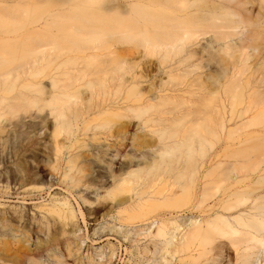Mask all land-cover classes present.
I'll use <instances>...</instances> for the list:
<instances>
[{
  "label": "bare ground",
  "instance_id": "6f19581e",
  "mask_svg": "<svg viewBox=\"0 0 264 264\" xmlns=\"http://www.w3.org/2000/svg\"><path fill=\"white\" fill-rule=\"evenodd\" d=\"M29 2L0 0V264H112L116 225L130 264H264V0Z\"/></svg>",
  "mask_w": 264,
  "mask_h": 264
},
{
  "label": "rangeland",
  "instance_id": "374dc122",
  "mask_svg": "<svg viewBox=\"0 0 264 264\" xmlns=\"http://www.w3.org/2000/svg\"><path fill=\"white\" fill-rule=\"evenodd\" d=\"M23 2H24V5L23 6H25V5H27L28 3H30L29 2V0H23ZM15 64L17 65L18 64V62H15ZM17 119V120H16ZM19 118H15V120H12V122H14V123H16V124H19L20 123V119L18 120ZM28 120V119H27ZM16 121H18V122H16ZM136 125H135V129H136ZM22 130L20 131V129H19V126L18 127H16V130L15 131H10L9 132V134L10 133H15V135H22L23 134V136L26 134L25 132H23L24 131V129L23 128H21ZM134 129V130H135ZM18 130V131H17ZM134 130H131L132 131V134L134 133ZM44 130H42V132H43ZM45 131H47L46 129H45ZM144 130H142V131H140V132H143ZM25 133V134H24ZM47 133H48V131H47ZM111 142H113V139H111L110 140ZM131 148H130V146L128 147V150H130ZM117 161H118V159H117ZM124 161V159L122 158L121 159V162H123ZM120 163V162H119ZM96 172H95V175H97V172L99 173V170H100V168L99 167H96ZM103 172V173H102ZM106 171L102 168L101 170H100V173H102L103 175H104V173H105ZM108 178V174L105 176V179H107ZM49 179H50V177H49ZM101 179V178H100ZM107 183H108V181H107ZM112 183V178H109V185ZM108 185V186H109ZM58 189H56V191L55 192H57L58 190L60 191L62 188L61 187H58V186H56ZM94 190V192L92 193V190H88V191H85L84 192V194H89L88 195V198H89V200L91 201V202H93L94 201V199L96 198V196H97V194H102V190L101 189H96V188H93ZM96 189V190H95ZM63 192H64V190H63ZM48 197H45V199H47ZM79 199V198H78ZM44 199H39V200H36V201H34V203H37V202H40V201H43ZM79 201H80V203H81V206H82V210L86 213L87 212V209H86V207H88L87 205H89V204H84L83 203V201L81 200V199H79ZM74 203V205H75V207H76V209H78V207H77V205L75 204V202H73ZM21 205V204H20ZM95 206V205H94ZM93 205H91V207H94ZM111 206V205H110ZM188 206V208L191 206V204H188L187 205ZM187 206L185 207V208H187ZM22 207H24V204L22 205ZM191 208V207H190ZM189 208V209H190ZM28 209V208H27ZM183 209H184V207H183ZM189 209H187V210H189ZM186 210V209H185ZM185 210H183V215H185V216H183V218L184 219H187L188 217H191V216H197V217H203V216H206V215H204L205 213H203L202 212V210H193L194 212H191L192 210H189V211H185ZM198 211V212H197ZM202 213V214H201ZM186 217V218H185ZM79 220H80V226H81V230L78 232L79 234H85V232L86 231H89L90 232V234H93V230H92V226L93 225H96V229H100V227L101 226H103V227H107V226H112L113 224H118L117 223V221H115L114 219H112V218H110V217H107L106 218V220H100L99 222H97V223H94V222H92V221H89V223H88V230H86V228H85V226H84V224H83V221H82V219H81V216H79ZM116 227H117V229H118V232H120V233H118V234H114V235H108V236H111L113 239H108V240H105L103 243H101V244H96V245H94V247H93V250H94V252H95V250H97L98 252H101V251H103V247L105 248V251L106 252H109V248L107 247L108 246V244L109 243H111V244H115V246H117L119 249L116 251V254H115V256H114V258H113V262H112V264H130L131 262H133L132 260L130 261L129 260V256L127 255V252L125 251V248H127V247H129V249H134V248H130V242L128 243V241H124V239H122V230H120V226L119 225H116ZM94 228V227H93ZM98 229V230H99ZM103 229V228H102ZM123 230H125L126 229V227H123L122 228ZM127 229H131V227H128ZM108 228H106V229H104L103 231L104 232H108ZM110 234H112L111 232H110ZM108 236H106V237H108ZM106 237H104V238H102L101 239V241L102 240H104ZM145 241H142V243H144ZM96 243V242H95ZM107 247V248H106ZM158 259H160V258H158ZM157 261H159V260H157ZM147 262V261H146ZM145 262V263H146ZM150 263H152V261H149ZM148 262V263H149ZM140 264H142V263H140ZM168 264H181V263H179L178 262V259L176 258V259H173V261L172 262H170V263H168ZM183 264H189V263H183ZM191 264V263H190Z\"/></svg>",
  "mask_w": 264,
  "mask_h": 264
}]
</instances>
